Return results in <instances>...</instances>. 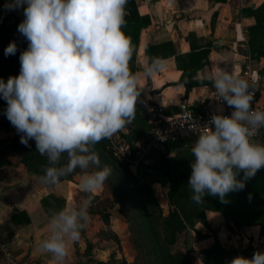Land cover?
Segmentation results:
<instances>
[{
  "label": "clouds",
  "instance_id": "clouds-1",
  "mask_svg": "<svg viewBox=\"0 0 264 264\" xmlns=\"http://www.w3.org/2000/svg\"><path fill=\"white\" fill-rule=\"evenodd\" d=\"M126 5L127 0H10L5 5L9 10L23 7L17 30L28 47L19 57V75L6 83L0 79V97L7 102V119L22 133L20 143L28 146L34 139L37 152L46 157L40 176L46 186L80 169L83 192L104 187L112 169L100 167L92 146L135 120L141 75L151 77L164 67L153 59L142 74L130 70L134 49L123 31ZM16 51L10 42L4 55ZM209 79L217 94L213 97L234 110L230 116L214 114V127L205 126L190 149L194 161L188 185L197 204L204 203L205 194L226 203L228 193L243 190L245 181L264 168V144L253 139L264 127V111L252 107V85L222 69ZM223 111L221 106L218 113ZM90 206L91 196L52 213L49 235L39 248L51 253L53 264L68 255L70 242L79 240ZM227 264H264V252L238 255Z\"/></svg>",
  "mask_w": 264,
  "mask_h": 264
},
{
  "label": "crops",
  "instance_id": "crops-1",
  "mask_svg": "<svg viewBox=\"0 0 264 264\" xmlns=\"http://www.w3.org/2000/svg\"><path fill=\"white\" fill-rule=\"evenodd\" d=\"M134 2L138 15L147 16L149 23L139 30L132 72L142 74L147 66V45L154 46L153 59L164 65L151 77L141 75L142 89L138 102L147 99L167 113L176 112L181 100L194 105L201 101L209 102L213 110H218L220 107L212 104L213 96L217 94L209 77L222 69L246 80L249 75L255 77L256 101L264 103V54L257 56L260 46L264 45V29L261 36L260 32L252 33L250 45L247 33V29L255 24L249 10H256L264 0ZM192 50H206L207 54L203 64L191 76L201 82L185 93L179 81L181 70L176 67L174 56L186 55ZM179 62L182 66L189 65L186 60ZM13 136L14 131L0 128V148ZM254 141L264 144V127ZM0 159V244H6L15 264H53L51 253L39 248L40 242L49 235L52 215L45 212L44 204L47 203L48 210L55 207L59 212L68 205L80 204L89 196L91 206L87 226L81 230L79 240L69 243L68 255L58 264H122V260L131 261L133 252L128 242V223L123 214L114 210L117 209L116 204L107 208L104 199L110 198L111 194L105 187L94 193H85L80 188L81 175L62 180L56 186H46L40 177L23 166L18 153L0 149ZM128 168L135 173L136 167ZM205 215L208 228L197 222L194 230L208 236L197 238L190 230L193 248L195 245L200 248L197 252L210 247L214 240L226 250H239L251 245L264 251V235L259 234L258 225L232 231L226 227L219 212L205 211ZM0 264H9L1 250Z\"/></svg>",
  "mask_w": 264,
  "mask_h": 264
},
{
  "label": "trees",
  "instance_id": "trees-1",
  "mask_svg": "<svg viewBox=\"0 0 264 264\" xmlns=\"http://www.w3.org/2000/svg\"><path fill=\"white\" fill-rule=\"evenodd\" d=\"M10 0H0V79L5 83L8 78L16 77L20 72V54L27 49L28 41L27 39L17 30L18 25L23 21V7L18 9L9 10L5 7ZM264 11V4H261L256 10H249V13L254 16L255 24L247 29L248 33V43L250 45L251 35L254 32H260L263 34V22L264 16L262 12ZM261 12V14H259ZM126 25L123 31L126 35L131 37V42L133 49L137 45L139 30L141 27L149 23L147 16L138 15L135 7L134 0H127L126 5ZM10 42H14L17 47L15 55H4L5 48ZM154 46L147 45L145 48V53L147 55L148 63L153 60ZM207 51H191L186 55H176L174 56L176 67L181 70L179 81L182 82L184 86V92L186 93L189 88L199 84L201 81L192 79L194 72L203 64L206 58ZM264 54V45H261L257 51L258 55ZM133 54L130 60V70L132 69ZM180 60H186L189 65L182 66ZM191 65V66H190ZM7 108V102L0 97V118L3 119L4 124L7 126L10 124L6 115L4 114ZM139 106L136 105V118L132 122L135 127V132L130 134H125L119 131L117 134L121 138H128L129 140H136L139 138L146 137L149 127L145 120L140 116ZM124 129H129L126 126ZM22 134L14 137L6 147L9 151L18 152L22 150V146L19 144L18 139ZM106 139L101 140L99 143L93 145L94 148L104 146L106 144ZM186 144L181 143H165L162 148L153 149L145 160L141 161L136 166L135 173H131L127 168L126 164L115 160L109 154V158L113 159V162L109 164L117 172L118 176L123 181L126 189L119 193V195L112 199L113 202L118 204L119 212L124 215L121 206L124 200L127 198H132L136 200L142 194L149 189L150 185L148 179H158L166 186L165 199L170 207H173L175 215L177 216L178 222L183 229L189 232V237L191 236L190 230H193L197 238L207 237V234H200L194 230L195 223L199 222L204 227L208 228V222L206 219L205 211H215L219 212L225 220L226 227L229 230L236 231L243 226L247 225H258L260 228L259 234L264 235V168L257 171L256 175L245 181V187L241 191L230 192L225 196L226 203H222L218 196H210L205 194L203 204L195 203L191 197L193 192L188 185V180L191 175V163L194 161V156L191 154L189 158L188 165L180 168H174V159L169 154L172 151L180 150L185 148ZM192 145L187 147L189 153H191ZM20 152L19 160L23 166L28 170L36 174L38 177L44 174V168L47 166V159L45 156H41L34 148L26 149ZM28 150V153H26ZM2 165V160L0 159V166ZM243 173L237 176V179H241ZM163 178V179H161ZM69 178L61 179L67 180ZM60 180V181H61ZM250 196V198H249ZM45 212L51 215L56 212V208L48 210L47 203L44 204ZM161 208V205H160ZM147 225L148 228L152 229V218L149 212L146 211ZM257 250L251 245H247L243 249H229L221 247L217 240H214L210 247L200 250V259L204 264H211L210 260H216L217 264H223L224 257L234 258L237 255H242L247 258H251L254 252ZM264 252V251H261ZM157 261L159 264H192V258L189 252H173L167 251L165 253L157 252ZM122 264H131L122 260ZM101 264V263H97Z\"/></svg>",
  "mask_w": 264,
  "mask_h": 264
},
{
  "label": "rangeland",
  "instance_id": "rangeland-1",
  "mask_svg": "<svg viewBox=\"0 0 264 264\" xmlns=\"http://www.w3.org/2000/svg\"><path fill=\"white\" fill-rule=\"evenodd\" d=\"M134 124L131 123L127 125L129 129H124L122 132L123 135L135 132L136 129L133 126ZM0 128L5 129L6 131L7 130L14 131L13 138L19 134H22V133H18L15 127L11 123L6 126L3 122V119L1 118H0ZM18 141L19 144L23 147L21 151L16 152L18 153L19 157L21 154L20 152L25 151L24 148L29 149L32 147L34 148V151H37L34 139L29 140L28 146L21 144L20 138L18 139ZM107 142L104 146H100L98 148H94L92 146V150L98 154L100 160V167L107 165L112 169L111 177H109V179L105 181L104 184V187L111 194L110 198L104 199V201L107 202L106 203L107 208H110L112 204H116V202L114 203L112 199H115L120 192L124 191L126 189V186L123 184V181L118 176L117 172L109 164L114 160L109 158L110 150L108 149ZM193 143L194 142L187 143L185 145L186 146L185 148L180 150L177 149L169 154L174 159V168H177L178 170L188 165L191 153H189L187 147H189L190 145L193 146ZM1 147L2 148L0 149L7 148L6 144ZM26 153H28V150H26ZM66 162H67V155L64 154L62 157V163H66ZM79 175H81V171L80 169H76L74 173L66 177H62L61 179H65V178L72 179ZM148 183L150 187L142 194V196H140L136 200L132 198H127V200H124L121 203L122 204L121 209L124 213L123 215L124 219L127 221L129 226L130 233L128 235V242L131 245L133 252V258L129 263L159 264L156 257L157 252L165 253L167 251H170L171 253H173L179 251V252H189L190 257L192 258V264H201L202 261L200 259L199 252H197L200 249L199 246L195 245V248H193L192 239L191 236L189 237V232L181 227V225L178 222L177 216L175 215V211L173 207H170L167 204V201L165 199L166 186L158 179L154 180L151 177L148 179ZM116 205H117V209L114 210L115 211L117 210L118 213L121 214L119 212L118 204ZM146 211L149 212V215H151V218L153 219L152 229H150L151 227L148 228ZM230 260H231L230 256L224 257L222 263L227 264V262ZM209 262L211 264H217L216 260H210Z\"/></svg>",
  "mask_w": 264,
  "mask_h": 264
},
{
  "label": "built area",
  "instance_id": "built-area-1",
  "mask_svg": "<svg viewBox=\"0 0 264 264\" xmlns=\"http://www.w3.org/2000/svg\"><path fill=\"white\" fill-rule=\"evenodd\" d=\"M247 80L254 91L253 109L264 111V103H257L256 101L255 84L257 79L249 75ZM212 104L222 106L224 111L218 113V110L211 108L209 102L201 101L198 105H194L186 100H181L176 112L167 113L161 106L147 99L139 100L138 112L149 127L148 133L146 137L136 140L121 138L116 133L107 139L111 156L131 168L145 160L153 149L162 148L165 143L187 144L195 142L198 135L206 130L205 126L214 127L211 124V118L214 114L230 116L234 110L222 98L213 97ZM260 129L253 139L258 136ZM0 250L9 264H15L4 242L0 244Z\"/></svg>",
  "mask_w": 264,
  "mask_h": 264
}]
</instances>
